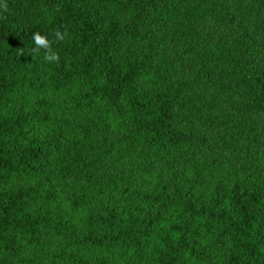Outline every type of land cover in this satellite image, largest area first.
<instances>
[{
	"label": "trees",
	"instance_id": "trees-1",
	"mask_svg": "<svg viewBox=\"0 0 264 264\" xmlns=\"http://www.w3.org/2000/svg\"><path fill=\"white\" fill-rule=\"evenodd\" d=\"M0 264H264V0H0Z\"/></svg>",
	"mask_w": 264,
	"mask_h": 264
},
{
	"label": "clouds",
	"instance_id": "clouds-1",
	"mask_svg": "<svg viewBox=\"0 0 264 264\" xmlns=\"http://www.w3.org/2000/svg\"><path fill=\"white\" fill-rule=\"evenodd\" d=\"M4 11L7 12V5H4ZM57 40L62 41L65 38L66 33H60L59 31L54 33ZM32 41L34 42V47L31 49V53L33 58L35 55L39 54L41 50H44V60L46 62H59L60 57L58 53L53 52L51 41L48 39L47 36L42 35L39 31L33 33L31 37ZM16 54L19 56H24L26 49L25 48H18L15 50Z\"/></svg>",
	"mask_w": 264,
	"mask_h": 264
}]
</instances>
